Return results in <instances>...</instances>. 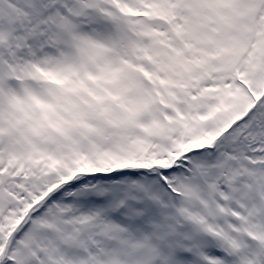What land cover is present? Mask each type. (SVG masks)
<instances>
[{
  "label": "snow or ice",
  "instance_id": "6c2138e0",
  "mask_svg": "<svg viewBox=\"0 0 264 264\" xmlns=\"http://www.w3.org/2000/svg\"><path fill=\"white\" fill-rule=\"evenodd\" d=\"M0 264H264V0H0Z\"/></svg>",
  "mask_w": 264,
  "mask_h": 264
}]
</instances>
